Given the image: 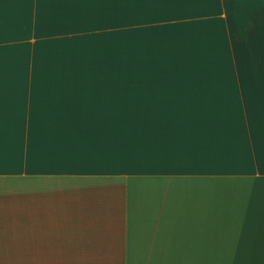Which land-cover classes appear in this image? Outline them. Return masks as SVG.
Listing matches in <instances>:
<instances>
[{"label":"crops","instance_id":"crops-1","mask_svg":"<svg viewBox=\"0 0 264 264\" xmlns=\"http://www.w3.org/2000/svg\"><path fill=\"white\" fill-rule=\"evenodd\" d=\"M0 264H264V0H0Z\"/></svg>","mask_w":264,"mask_h":264},{"label":"rangeland","instance_id":"rangeland-1","mask_svg":"<svg viewBox=\"0 0 264 264\" xmlns=\"http://www.w3.org/2000/svg\"><path fill=\"white\" fill-rule=\"evenodd\" d=\"M130 67H131V65H130V61L129 60L128 61H123L122 69H123L124 72L129 71Z\"/></svg>","mask_w":264,"mask_h":264}]
</instances>
